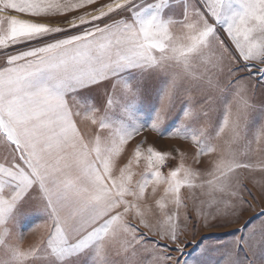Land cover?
Segmentation results:
<instances>
[{"label": "snow or ice", "instance_id": "1", "mask_svg": "<svg viewBox=\"0 0 264 264\" xmlns=\"http://www.w3.org/2000/svg\"><path fill=\"white\" fill-rule=\"evenodd\" d=\"M0 264H264V0H0Z\"/></svg>", "mask_w": 264, "mask_h": 264}, {"label": "rangeland", "instance_id": "2", "mask_svg": "<svg viewBox=\"0 0 264 264\" xmlns=\"http://www.w3.org/2000/svg\"><path fill=\"white\" fill-rule=\"evenodd\" d=\"M147 95L150 98V100L152 101L151 103L153 105L156 104V103H158L157 91L156 92H148ZM147 106H149L148 105V102L146 100H143L142 99L141 102L137 105V110H138L139 114L141 115V117L144 119V121L150 122L151 117L149 115H147V113L145 111V109H146ZM154 110L155 109L153 107V111ZM179 115H180V113L178 111L177 113L173 114V116L171 117V120L178 121L179 120ZM218 116H222V112L221 113H218ZM169 122H171V121H169ZM32 226H29L27 228H31ZM25 230H27V229H25ZM231 236L232 235H230L229 237H231ZM31 239H32L31 237L28 238V240H31ZM198 241H197V244L198 243L199 244L198 245L195 244V246H194L195 251H190L189 250L190 251V254H186V258L187 259H190V260H194V259L199 258L201 261L205 262L209 258L210 254H211L210 247H209V244H208L209 242H207V240H205V242H204V240L203 241L200 240L201 242L200 241L198 242ZM212 250H214L213 247H212ZM202 253H203V255H202Z\"/></svg>", "mask_w": 264, "mask_h": 264}, {"label": "crops", "instance_id": "3", "mask_svg": "<svg viewBox=\"0 0 264 264\" xmlns=\"http://www.w3.org/2000/svg\"><path fill=\"white\" fill-rule=\"evenodd\" d=\"M149 92H156V91L154 89H152V90H149ZM157 95L159 96L158 91H157ZM148 105H149V102H148ZM221 119H222V116L217 115V121L216 122L219 123ZM259 119H260L259 114L255 115L253 118V125L258 124ZM28 207H31V201L28 202ZM25 219L31 220V223H29L27 226V227H29V226L34 225L35 223H39L43 219V217L39 212H29L28 215L25 217ZM229 236L230 235H226L225 233H222V232L207 233V234H204L203 236H201L200 240H202V241L204 240V242H205V240H207V242H209L208 244H209L210 252H211L209 258L205 262H209L212 260V258H213L212 253L214 250H216L219 247V245L228 244L231 241L230 239H232V236L231 237H229ZM194 246L195 245H192L191 243H189V246H188L189 250L191 251L192 249H194ZM212 247L214 250H212Z\"/></svg>", "mask_w": 264, "mask_h": 264}]
</instances>
